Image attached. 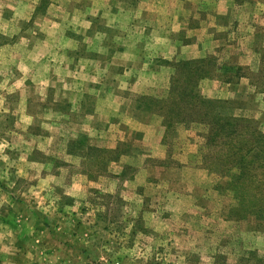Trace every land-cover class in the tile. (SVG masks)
Wrapping results in <instances>:
<instances>
[{"label": "rangeland", "instance_id": "obj_1", "mask_svg": "<svg viewBox=\"0 0 264 264\" xmlns=\"http://www.w3.org/2000/svg\"><path fill=\"white\" fill-rule=\"evenodd\" d=\"M154 1L0 0V264H264V0H163L99 90Z\"/></svg>", "mask_w": 264, "mask_h": 264}, {"label": "crops", "instance_id": "obj_2", "mask_svg": "<svg viewBox=\"0 0 264 264\" xmlns=\"http://www.w3.org/2000/svg\"><path fill=\"white\" fill-rule=\"evenodd\" d=\"M156 1H154L152 7L153 8H144L143 6L138 9L135 10L134 12V17L132 20V24H131V31L130 32H134V33H142L143 37L147 40L149 39L151 42H153L154 46L156 45V47L158 48V50L156 51V54H148V56H140V55H132L131 57H126V64H123L124 67V74L122 75H112L113 73H111V62H110V66L107 67V65H104L102 67H100L99 63H92V67L89 69L91 70L90 72H88V79L90 77L89 81H93L95 83H98L100 86L99 90H101L103 87V85L109 83L111 80H108L109 78L112 80H119V78H125L127 73H130V75H132V73H136L133 77L136 78V76H138L139 78H143L141 77V72L143 70L146 69V66H148V64H151L154 60L150 59L149 57L152 56H162L164 59H172L171 57L173 55H175L176 53H172L170 54V56L165 54V49L171 45L170 43L168 44L167 41V37H168V31L170 29H175L177 28V26H181V23L183 22V18H182V12L181 10L178 11V16H174L172 17V15H170V13L168 12V8L165 6H161L164 5L163 0H158V3L156 4ZM221 7V6H220ZM224 6H222V8L220 10H227V8H223ZM136 13V14H135ZM222 14V13H221ZM119 15L118 13L115 15L117 16ZM127 15H129L130 17L133 16V14L129 13L127 11ZM223 16V15H222ZM136 18H138V21L136 22ZM140 19V21H139ZM172 25V26H171ZM155 26V27H154ZM179 27L176 31H179ZM213 27V24H212ZM160 29V30H159ZM183 29V28H182ZM181 29V30H182ZM138 30V31H137ZM154 30H158V34H154ZM175 31V30H174ZM139 48V47H138ZM165 48V49H164ZM135 53H137L135 51ZM140 54V53H137ZM72 63V62H71ZM90 74V76H89ZM92 74H94V76H92ZM96 75V76H95ZM93 78V80H92ZM94 79H98V80H94ZM107 86V85H106ZM106 86H104L103 89V93L104 95H107L108 92H111V89H107ZM112 93V92H111ZM117 99H115L114 101L110 102L112 105L115 104L117 101ZM116 104L118 105H124L122 101L117 102ZM113 109H115L113 106H109ZM117 109V108H116ZM119 109V107H118ZM127 124L131 126V128L137 129L139 130L140 127H138V123L132 119H130L129 121H127ZM113 126H115L114 124H110L109 127L106 129V133H110L108 135V139H112L111 136L114 133V128H112ZM116 145V144H115ZM114 144H111L108 142H106V147H115Z\"/></svg>", "mask_w": 264, "mask_h": 264}, {"label": "trees", "instance_id": "obj_3", "mask_svg": "<svg viewBox=\"0 0 264 264\" xmlns=\"http://www.w3.org/2000/svg\"><path fill=\"white\" fill-rule=\"evenodd\" d=\"M215 122H212L210 125H214ZM248 150V154H251L250 156H255L256 155V150H257V147L254 146V144L252 143V145L247 149ZM85 151H96V149L94 148H91V147H87ZM249 156V157H250ZM248 161H250L248 158H244L242 163H247Z\"/></svg>", "mask_w": 264, "mask_h": 264}]
</instances>
